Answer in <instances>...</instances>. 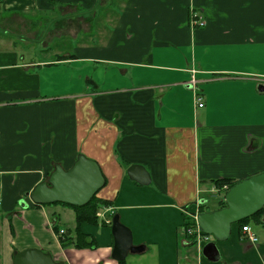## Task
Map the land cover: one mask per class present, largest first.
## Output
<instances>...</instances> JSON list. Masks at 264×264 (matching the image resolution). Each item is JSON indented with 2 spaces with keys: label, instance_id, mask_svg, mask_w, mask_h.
Wrapping results in <instances>:
<instances>
[{
  "label": "crops",
  "instance_id": "1",
  "mask_svg": "<svg viewBox=\"0 0 264 264\" xmlns=\"http://www.w3.org/2000/svg\"><path fill=\"white\" fill-rule=\"evenodd\" d=\"M263 99L264 0H0V264L26 249L66 264H264L252 217L256 242L235 223L216 262L183 234L184 217L222 208L215 181L264 171ZM79 154L105 179L97 222L78 227L93 249L60 245L59 231L76 237L72 206L22 200ZM115 214L144 247L123 262Z\"/></svg>",
  "mask_w": 264,
  "mask_h": 264
},
{
  "label": "water",
  "instance_id": "2",
  "mask_svg": "<svg viewBox=\"0 0 264 264\" xmlns=\"http://www.w3.org/2000/svg\"><path fill=\"white\" fill-rule=\"evenodd\" d=\"M129 179L140 184H150V177L141 165H130L127 168ZM105 179L99 164L83 154L77 155L69 169L55 164L48 178L38 183L25 195L35 205L62 203L81 207L86 205L104 186ZM225 206L213 211H201L195 216L200 232L214 240L207 242L201 249V255L210 262L219 260L220 255L215 241L228 238L231 226L251 218L264 208V171L242 179L231 186L224 195ZM26 208V203L19 202ZM264 224V216L261 217ZM111 232L114 239L112 258L123 261L127 255H136L144 250L143 246L132 244L130 230L122 225L119 216L112 218ZM12 264H66L56 262L49 253L38 249H26L14 252Z\"/></svg>",
  "mask_w": 264,
  "mask_h": 264
},
{
  "label": "trees",
  "instance_id": "3",
  "mask_svg": "<svg viewBox=\"0 0 264 264\" xmlns=\"http://www.w3.org/2000/svg\"><path fill=\"white\" fill-rule=\"evenodd\" d=\"M236 182H238V181L228 180V179H220V180L215 181V184L218 187H221L222 185L226 184L227 188L229 189ZM97 194H98V192L84 206H81V207L72 206L75 209L77 233H76L75 238H72L71 236H68V235L59 234L60 235L59 241H60V245L62 248H68L70 246H76L78 248H91V249H93L96 247V243H95L94 239L87 236V235L80 233L78 231V227L82 222H87L89 224H95L97 222L96 213H97L98 207L102 204H106V202L104 200H102L100 197H98ZM220 204L222 205V207L225 206L224 200H222V202H220ZM262 216H264V208H262V210H260L255 215H253L252 218L255 221L261 222ZM248 219L249 218L240 221L241 227L246 225V223L248 222ZM190 226H194V221L190 217H184L183 229L185 230L186 227H190ZM187 237H189V236L187 235ZM122 262H120V263H122Z\"/></svg>",
  "mask_w": 264,
  "mask_h": 264
},
{
  "label": "built area",
  "instance_id": "4",
  "mask_svg": "<svg viewBox=\"0 0 264 264\" xmlns=\"http://www.w3.org/2000/svg\"><path fill=\"white\" fill-rule=\"evenodd\" d=\"M193 15V14H192ZM192 24L194 27L200 28L203 27L205 25V22L202 18H198L196 17V15L194 14L192 16ZM201 97L198 93L194 94V101L196 103L197 106L201 107L202 106V101H201ZM224 189L228 190L227 186H224ZM2 205V200L0 197V206ZM191 219L194 221V226H190V227H186V229H183V234L186 236L187 239H185L186 241L193 243H198L200 245H205L207 242H209L211 240V236L208 235H204L200 232V230L197 227L196 224V218L195 216L191 217ZM242 232L246 235L245 238L248 241L251 242H256V237L255 235L252 233L250 227L248 225H244L241 227ZM59 234H63V231H59ZM187 235L189 237H187Z\"/></svg>",
  "mask_w": 264,
  "mask_h": 264
},
{
  "label": "rangeland",
  "instance_id": "5",
  "mask_svg": "<svg viewBox=\"0 0 264 264\" xmlns=\"http://www.w3.org/2000/svg\"><path fill=\"white\" fill-rule=\"evenodd\" d=\"M66 43V45H69L72 41H69V40H66V41H62V44L63 43ZM263 108H264V99H263ZM264 116V114H263ZM99 192V191H98ZM215 198H213L212 200H210L209 203H213V204H217V202L214 200ZM24 200L25 202H30L31 204H33V202L29 199V197H27L26 195H24V198L22 199ZM18 202H20L19 200L16 201V207L20 208V206L18 205ZM61 204V203H60ZM1 207V206H0ZM211 207H214V206H211ZM191 218V217H190ZM250 222L254 223V220H251ZM212 238V237H211Z\"/></svg>",
  "mask_w": 264,
  "mask_h": 264
}]
</instances>
